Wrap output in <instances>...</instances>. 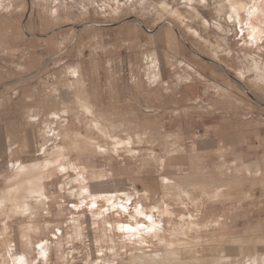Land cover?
Listing matches in <instances>:
<instances>
[{
	"label": "rangeland",
	"instance_id": "rangeland-1",
	"mask_svg": "<svg viewBox=\"0 0 264 264\" xmlns=\"http://www.w3.org/2000/svg\"><path fill=\"white\" fill-rule=\"evenodd\" d=\"M240 1L247 41L241 38L228 0H0V37L11 29L7 26L16 25L14 35L50 32L61 36L68 47L62 58L66 66L58 65L59 57L52 66L56 75L41 74L26 82L25 107L14 111L21 117L0 148L4 150L0 158L3 189L13 176L8 162L44 164L58 157L57 146H65L59 155L65 169L52 166L43 179L37 178L32 186L23 184L17 197L13 192V198L0 208V264H17L18 252L27 256L28 264L263 262L264 167L256 175L258 169L237 170L234 155L211 161L196 157L191 172V149L196 143L187 132L189 114L182 116L187 124H181V132L172 115L163 130L144 131L136 123L130 129L116 125L113 131L105 130L120 139L131 137V144L117 146L92 127V115L76 103L89 100L92 70L102 59L109 60L111 67H122L125 76L130 69L134 71L135 76H130L137 79L133 95L155 86L146 78V60L151 54L159 59L158 50L165 46L168 100L173 103L166 113L172 114L177 109L174 102L180 101L181 107H187L183 111H208L213 120L232 114L257 119L264 114V37L256 43L250 35L264 36V0ZM11 46H2L8 55L15 53ZM171 50L176 59L170 56ZM179 59L191 64V79L186 74L180 75L179 82L174 78L173 67ZM242 70L244 77L239 74ZM190 85L198 94L196 103L180 97L182 90L191 95ZM192 105L196 108L190 109ZM12 110V104L0 108V122ZM101 127L107 129V125ZM167 178L174 182L165 184ZM93 189L101 194L86 192ZM35 194H42L44 202L35 201ZM92 201L96 205L90 208ZM114 203L117 208L112 207ZM141 205L148 215L153 210V220L161 230L153 232L154 238L152 232L147 234L140 249L137 244L131 246L118 228L119 223H134L132 214ZM109 214L103 222L101 216ZM138 220L148 223L142 215ZM39 243L47 248L46 260Z\"/></svg>",
	"mask_w": 264,
	"mask_h": 264
},
{
	"label": "crops",
	"instance_id": "crops-1",
	"mask_svg": "<svg viewBox=\"0 0 264 264\" xmlns=\"http://www.w3.org/2000/svg\"><path fill=\"white\" fill-rule=\"evenodd\" d=\"M5 12L8 13V11ZM26 24H31L30 18L27 19ZM19 25H22V22ZM7 28L11 29L6 30V33L0 37V108H6L12 104L13 110L6 116L7 118L5 117L6 120L3 118L5 121L0 122V148H3L5 135L9 133L12 124L21 117V114H15L14 111L18 112V109L25 107L22 103L26 82L41 74L56 75L57 72L52 70V66L56 65L58 57L60 59L58 65L66 66L67 60L62 58L68 53V47L64 45L65 42L61 40V36L57 38L50 32L37 36L27 34L25 31L23 34L14 35L12 28H16V25L7 26ZM13 44L15 53L6 54L5 47L2 46L11 48ZM170 54L174 59L177 58L172 50ZM170 56L168 62L173 61ZM158 57L159 59L151 54V57L146 60V78L148 82H155V86L143 88L141 82L140 86L143 89L139 90L137 95H133L132 91V88L137 86V79L132 80L130 77L135 76L132 69L128 76H125L121 70L122 67H111L107 59L98 60L97 68L93 67L92 70L94 78L90 81L92 84L89 89V100L86 101L92 109L93 119L95 118L101 125H107L109 132L113 131L116 125L130 129L134 123L139 129L153 131L163 130L165 123L168 122L167 118L172 115L178 131L181 132V124H187L186 118L182 116L187 117L189 114L187 132L191 141L196 143V148L191 149V172L195 168L197 158L202 157L205 161H211L212 157H220L224 160L234 155L233 162L237 170L241 169L243 172L245 166H250L251 169H258L254 171L256 175L261 174V169L264 167V114L259 115L257 119H250L254 117L248 114H232L222 115L223 117L213 120L212 113L208 111L207 113L194 109L190 112L183 111L187 107H181L180 101L174 102L177 109L172 114L166 113L165 110L170 109L173 103L172 99L168 100L170 85L166 76L165 46L158 50ZM117 62L121 65L120 59ZM185 63L184 59H179L176 61V67H173L174 72H177L174 76L177 82L181 74H186L191 79V64ZM72 71H76L75 68ZM185 82L191 83V80ZM193 86L188 87L191 95L188 90H182L180 97L192 99L193 103H196L194 98L198 94ZM19 92L20 95L16 98ZM152 92L155 97L152 96ZM12 98L15 99L12 100ZM10 100H12L11 103ZM76 103L78 104L77 101ZM60 106L62 107L63 104ZM191 107L196 108L193 105L190 109ZM260 117L261 119H258ZM0 120H2L1 117ZM177 137L182 139L187 135H177ZM3 152L2 149L0 158L4 156ZM160 161L163 163L164 159ZM261 264H264V260Z\"/></svg>",
	"mask_w": 264,
	"mask_h": 264
},
{
	"label": "bare ground",
	"instance_id": "bare-ground-1",
	"mask_svg": "<svg viewBox=\"0 0 264 264\" xmlns=\"http://www.w3.org/2000/svg\"><path fill=\"white\" fill-rule=\"evenodd\" d=\"M229 2H230V8H231V10L233 11V13L234 14H236V17L235 18H237L238 19V22H239V24H240V31H241V33L244 31V28H243V19H242V16H241V12H242V8H243V3L240 1V0H228ZM55 10H57V9H55ZM177 15H179L178 13H177ZM197 33V32H196ZM243 35L241 36V38L243 39V40H245V41H247V38H245V36H244V33H242ZM264 36H263V33L262 34H255V33H253L252 35H250V38L252 39V41H254V42H258L260 39H262ZM264 42V41H263ZM247 43H249V42H247ZM250 44V43H249ZM259 64V63H258ZM240 70V69H239ZM246 70V69H245ZM255 70H257V68H255ZM260 71V70H259ZM245 72H243V70L242 71H239V74L241 75V77H244L245 76V74H244ZM258 74V73H257ZM79 90V89H78ZM81 90V89H80ZM81 92V91H80ZM82 99H83V97H82ZM77 102H78V104L82 107V109L85 111V113L87 114V115H92V109H91V107H90V104H89V102H86V101H84V100H78L77 99ZM78 104H77V106H78ZM66 108H67V106H66ZM80 108V107H79ZM63 111V113L65 114L66 113V110L65 109H63L62 110ZM68 111V110H67ZM81 111V110H80ZM63 114V115H64ZM60 118V117H59ZM90 124H92V127L93 128H95V129H99L100 130V132H102V133H104L105 135H107V136H109L111 139H113L114 141H115V144L114 145H117V144H119V145H121L120 143H122V144H131L132 143V139H131V137H128L127 139H120V138H117L116 136H110L111 134L107 131H105V130H108V129H105V127H101V124L97 121V120H95V118L94 119H92V121H91V123ZM66 136V135H65ZM95 144H96V142H95ZM73 145V144H72ZM119 145H117V146H119ZM73 146H75V145H73ZM94 146V145H93ZM98 148H100L101 149V147H102V145H100V144H97L96 145ZM64 147L65 146H63V145H60V146H57V149H58V151H56L57 153H58V157L57 158H53V159H48L47 161H45L44 162V164L43 163H41L40 165H37L36 163L35 164H33V165H30V164H28V163H26V162H22V161H19L18 162V164H15L14 162H12L10 165H9V167L11 166V167H13V176L12 177H10L9 179H8V184L7 185H5V187L3 188V189H1L0 188V208H2L5 204H6V201L7 200H9L10 198H13V192H14V195H15V193H19L20 192V189L23 187V184H25V185H27V187H28V185H30L31 184V186H32V184L34 185L35 184V182H37L36 181V179L37 178H41L42 177V175H44L46 172H47V170L49 171L50 170V168L52 167V168H57L58 170H62V169H65V166L63 165V162H60V156L59 155H62L63 153V151H64ZM71 147V146H70ZM106 147V146H105ZM104 147V148H105ZM125 147V146H124ZM79 148V147H78ZM67 149V148H66ZM79 149H81V148H79ZM117 149V148H116ZM105 150V149H104ZM129 151L131 152V151H134V149H129ZM65 152V151H64ZM63 157H64V155H63ZM65 164V163H64ZM8 167V166H7ZM250 167V166H249ZM66 168H67V166H66ZM164 178V177H163ZM41 179H43V178H41ZM166 180V181H165ZM164 180V182H165V184H167V183H173L174 181L173 180H170V179H165ZM107 181V180H106ZM107 183V182H106ZM119 183V182H118ZM108 184V183H107ZM178 184V183H177ZM180 184V183H179ZM103 185V184H102ZM112 185V184H111ZM176 185V184H175ZM172 186V185H171ZM100 187V186H99ZM119 187V186H118ZM117 188V187H116ZM168 188V187H167ZM38 189H40V186H39V188ZM180 189V188H179ZM178 189V190H179ZM184 189V188H183ZM121 190H123V189H121ZM173 190H174V188H173ZM166 191H167V189H166ZM182 191V190H181ZM184 191V190H183ZM186 191V190H185ZM25 192H26V190H25ZM27 192H28V190H27ZM84 192H85V190H84ZM86 192H88L89 194L91 193V194H93V195H95L96 196V194H97V191L95 190V189H93V191L92 190H88V191H86ZM103 192V191H102ZM118 192V191H117ZM146 192V191H145ZM23 193V192H22ZM109 193H111V192H109ZM98 194H101V193H99L98 192ZM97 194V195H98ZM104 194H107V192L106 193H104ZM103 194V195H104ZM117 194V193H116ZM146 194V193H145ZM42 195V194H41ZM41 195H37V196H39L38 198H36L37 196H36V194L34 195V199H35V201H37V202H39V203H43L44 202V197H43V195L41 196ZM16 196V195H15ZM14 196V197H15ZM99 196H101V195H99ZM111 196V195H110ZM113 196V195H112ZM111 196V197H112ZM17 197V196H16ZM106 197H108L107 195H106ZM91 198V197H90ZM94 198H97V197H94ZM92 199V198H91ZM106 199V198H105ZM16 200V199H15ZM94 200V199H93ZM107 200V199H106ZM105 200V201H106ZM82 201V200H81ZM13 202H14V199H13ZM107 202V201H106ZM109 202V201H108ZM17 203V202H16ZM111 203V202H110ZM109 203V204H110ZM95 201H92L91 203H90V208H92V207H95ZM117 205H118V203H114V204H112V207H114V208H117ZM125 206V205H124ZM75 207L77 208V204H75ZM120 207L121 208H123V210H125V208L126 207H123V204L122 205H120ZM146 208V207H145ZM152 208H155V206H152ZM152 208H150V209H152ZM165 209V208H164ZM146 210V209H145ZM145 210H144V207H143V205H141L140 206V209H136L135 210V212L132 214V217H134V223H132V222H126V223H119V228H118V230L119 231H121L122 233H124L125 234V236L127 237V239H128V242H129V244L131 245V246H133V245H135V244H137V246H138V248H142L143 246H144V244L146 243V241H145V237H146V235L147 234H149V233H151L152 232V237L154 238V233L153 232H156V231H160L161 229H160V227L158 226V224H157V222H156V220H153V216H152V211L153 210H150V213H149V215H148V213L147 212H145ZM149 210V209H148ZM147 210V211H148ZM20 211H22V210H20ZM20 211H18V212H20ZM168 212V210L167 209H165V210H163V212ZM149 212V211H148ZM164 212V213H165ZM23 213V212H22ZM117 215H121L120 213H116ZM184 214V213H183ZM92 215V214H91ZM144 216L145 218H147V221H148V223H144V222H146V221H140V220H138V217L139 216ZM185 215V214H184ZM184 215H182L181 214V216H184ZM93 216V215H92ZM104 216H110V214L109 215H102L101 216V220L104 222V221H106V218L104 217ZM192 215L191 214H189V217H191ZM150 218V219H149ZM182 218V217H181ZM195 218V217H194ZM188 219H190V218H188ZM75 221H76V219H75ZM184 221V220H183ZM186 221V220H185ZM93 223V222H92ZM94 223H95V221H94ZM192 222H190V224H191ZM47 224V223H46ZM181 225V224H180ZM188 226V225H187ZM59 230V229H58ZM55 235V234H54ZM75 235V234H74ZM157 235V234H156ZM184 235V234H183ZM125 236H123V237H125ZM172 236V235H171ZM174 236V235H173ZM186 237V236H185ZM157 238V237H156ZM163 239V238H162ZM179 243V242H178ZM37 244V243H36ZM38 248H39V251L41 252L40 254H41V256L44 258V260H46V258H47V249H46V246H44V244L42 245L41 243H39L38 244V246H37ZM91 249V248H90ZM136 249V248H135ZM93 252H94V250H93ZM10 257H12V255H10ZM13 260V259H12ZM117 262V261H116ZM13 264H14V262H12ZM17 264H28V261H27V256H25V254L24 253H22V252H18V256H17ZM66 264V263H65Z\"/></svg>",
	"mask_w": 264,
	"mask_h": 264
},
{
	"label": "built area",
	"instance_id": "built-area-1",
	"mask_svg": "<svg viewBox=\"0 0 264 264\" xmlns=\"http://www.w3.org/2000/svg\"><path fill=\"white\" fill-rule=\"evenodd\" d=\"M165 183V182H164Z\"/></svg>",
	"mask_w": 264,
	"mask_h": 264
},
{
	"label": "snow or ice",
	"instance_id": "snow-or-ice-1",
	"mask_svg": "<svg viewBox=\"0 0 264 264\" xmlns=\"http://www.w3.org/2000/svg\"><path fill=\"white\" fill-rule=\"evenodd\" d=\"M150 219V218H149Z\"/></svg>",
	"mask_w": 264,
	"mask_h": 264
}]
</instances>
